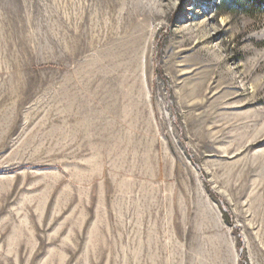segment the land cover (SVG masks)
<instances>
[{
	"label": "rangeland",
	"instance_id": "rangeland-1",
	"mask_svg": "<svg viewBox=\"0 0 264 264\" xmlns=\"http://www.w3.org/2000/svg\"><path fill=\"white\" fill-rule=\"evenodd\" d=\"M222 0H0V264H264V13Z\"/></svg>",
	"mask_w": 264,
	"mask_h": 264
},
{
	"label": "trees",
	"instance_id": "trees-1",
	"mask_svg": "<svg viewBox=\"0 0 264 264\" xmlns=\"http://www.w3.org/2000/svg\"><path fill=\"white\" fill-rule=\"evenodd\" d=\"M218 8L233 15L255 17L264 13V0H222Z\"/></svg>",
	"mask_w": 264,
	"mask_h": 264
},
{
	"label": "bare ground",
	"instance_id": "bare-ground-1",
	"mask_svg": "<svg viewBox=\"0 0 264 264\" xmlns=\"http://www.w3.org/2000/svg\"><path fill=\"white\" fill-rule=\"evenodd\" d=\"M261 35H262V37H264V30L262 31Z\"/></svg>",
	"mask_w": 264,
	"mask_h": 264
}]
</instances>
